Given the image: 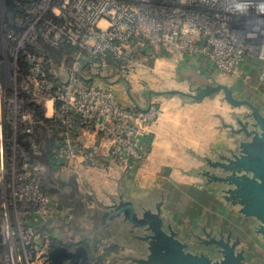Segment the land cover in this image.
Masks as SVG:
<instances>
[{
	"label": "crops",
	"instance_id": "0c3cea01",
	"mask_svg": "<svg viewBox=\"0 0 264 264\" xmlns=\"http://www.w3.org/2000/svg\"><path fill=\"white\" fill-rule=\"evenodd\" d=\"M140 66L132 75L114 68L103 72L95 82L112 89L124 106H156L160 110L157 121L139 134L145 155L139 169L123 172L113 163L100 170L87 168L81 157L55 163L48 156L50 165L57 166L62 190L73 189L69 196L82 197L91 210L97 209L86 230L72 224L70 238L97 242L99 233L100 249H104L107 260L123 255V264H128L127 260H133V264H165L168 260L158 254L153 238V221H158L162 234L177 242L186 256L210 260L214 254L221 257L224 250L212 247L214 239L234 246L233 255L241 256L240 264H264V221L241 214L242 208L237 205L241 201L233 196L236 186L222 181L234 177L235 172L216 169L223 146L228 149L223 151L228 152V161L224 162H234L231 153L233 159L237 115L247 116L249 112L232 106L235 102L227 92L222 103L218 89L210 86L228 80L232 96L257 99L255 103L262 107L264 117V85L258 81L256 70L244 66L239 76L227 79L205 58L167 55L144 59ZM205 87L210 92L204 91ZM242 121L244 125L251 122ZM77 139L101 157L107 156L109 143L102 137L81 130ZM53 184L58 185L56 180ZM59 194L63 195L60 190ZM58 199L60 206L56 209L61 210L69 198L63 195ZM46 222L45 228L51 224L50 220ZM44 235L63 237L59 231ZM200 238H204L197 247L200 252H190V240L199 243Z\"/></svg>",
	"mask_w": 264,
	"mask_h": 264
},
{
	"label": "built area",
	"instance_id": "2783aa9c",
	"mask_svg": "<svg viewBox=\"0 0 264 264\" xmlns=\"http://www.w3.org/2000/svg\"><path fill=\"white\" fill-rule=\"evenodd\" d=\"M23 24L22 34L8 35L28 66L29 83L45 98V115L46 103L52 104L47 120L51 129L59 130L49 154L55 163L81 157L87 168L105 170L114 163L123 172L135 171L145 160L139 134L160 114L156 106H124L112 89L96 85L98 78L88 74L82 52L97 58L100 71L107 73L114 68L131 73L144 59L187 56L205 58L230 77L249 66L264 83V0H30ZM23 38L42 44L47 55H72L73 62L62 70L63 62L55 60L58 73L49 78L35 55L24 48ZM7 99L10 109L12 101ZM4 103L0 99V113ZM2 122L3 118L0 145ZM81 130L109 143L106 157L78 141ZM1 157L0 147V179ZM17 157L24 160L27 155L21 152ZM13 176L18 183L22 174ZM20 185L25 207L0 200V264H47L49 238L44 235L33 242L35 229L28 219L35 215L45 220L53 212L52 202L37 184Z\"/></svg>",
	"mask_w": 264,
	"mask_h": 264
},
{
	"label": "rangeland",
	"instance_id": "374dc122",
	"mask_svg": "<svg viewBox=\"0 0 264 264\" xmlns=\"http://www.w3.org/2000/svg\"><path fill=\"white\" fill-rule=\"evenodd\" d=\"M29 1L30 0L27 1L28 3L26 2L23 4L21 3V0H0V99L2 103L6 102L4 103V106H2L3 112L0 113V119L3 118L2 124L4 127L3 141L0 145L2 155L1 162L3 166V176H1L0 179V200L4 199L8 206L15 205L18 208H23L26 206L27 202L25 200L24 193L21 191V188L18 189V187H21L20 184H28V182L37 184L39 190L47 195L51 200V209H53V212L44 220H50L51 224H49V227L40 229L38 231L33 230V242L38 243V241H40L39 238L43 237L44 234L51 235L54 234V231H59L63 237L51 238L48 240L49 244L51 242L54 244L55 242L56 245H69L70 247H77L79 245L76 244H78L81 238H70L72 224L74 223V225H76L77 228H80L81 230H86V228H88L93 223L92 218L95 214L94 211L97 209L91 210L88 200H82V197L79 199V197L75 195L68 199V201H65L64 204L62 203L64 207L62 208L61 206V210H57L56 206H60V199H58L59 197H57V195L51 194L52 190L57 192L55 184H52L53 186L50 189L47 187L44 188V185L41 184V181L45 178H47L48 181L53 180V182L56 180L57 184H59L58 182L60 181H58L59 176L56 175L57 166H55V168L52 167L47 160L50 152L46 150V145L48 139L52 137V133L50 131L51 129L43 123L36 121L29 108L31 105L37 106L42 112L44 118L47 119L51 118L50 103L47 102L49 110L45 115L43 108L45 98L39 94V92H37V90L29 83L27 79L28 66L24 63V59L21 56L20 51H16L17 45H15L14 42L10 40V36L8 35L11 31L14 32V37H16L18 34H22L24 30L23 27H26L24 26L23 22L25 18V10L29 6ZM17 3H19V5H17ZM11 7L14 8L12 11H10ZM15 9L16 11L14 14H12L13 10ZM15 20L18 22H15ZM23 41L25 44L24 48L28 49L31 54L35 55L40 67L47 73L49 78L54 76V72L58 73L57 68L59 66L55 65V60L59 64L63 62L62 70H66V65L73 62V58H71L72 55H65V52L62 53L64 56L61 54L53 56L47 55L49 50L44 48L42 44H39L38 42L36 45L30 44L27 38H23ZM140 67L141 66H138L135 71L139 70ZM144 69L145 68H143V70ZM135 71L123 74L132 75L133 73L135 74ZM226 78L228 79L230 77L226 76ZM261 84L264 85V83ZM216 85H219L220 88H218ZM210 86H212L215 90L218 89L217 93L220 95L222 103H224V96L227 92L229 93L228 97L235 102V105L231 104L232 106L237 108H245L249 112V115L247 116H244L243 114L237 115L238 125L235 132L237 136L236 155L232 159L231 153V161L234 160L235 162L236 159L238 160L241 157H248L247 150L249 149H262L260 144L264 138V132H262L255 114H258V116H260L263 121L264 117L260 112L262 107L260 104L255 103L257 99L244 100L242 97H239V100L236 99L234 96H232L233 90L231 83L225 79L224 81H218V83L210 84ZM204 91L210 92L207 87L204 88ZM259 94H261V91H259ZM9 95H11V97ZM3 96H5L4 99ZM7 98H10L12 101V103H9L13 105V107L10 109H8L9 106L7 105ZM258 102L262 103L260 99H258ZM246 119H250V125L243 124L244 121L242 120ZM27 144H32L34 147L30 148ZM224 147L225 146L219 149V151L221 150L220 154L222 156H220L221 161L219 160L216 163V169L219 171H225V173L228 171L235 172L230 168L234 162H224L228 161L226 160L228 152L223 154V151H228V149ZM21 152H24L25 155H27L24 160L17 157ZM13 173L22 174V177L18 183L16 182L18 178H15ZM234 174V177L238 179H244L246 177L248 178V175L244 174L243 169H238ZM61 176L64 178L62 174ZM228 179H224L222 181L228 182ZM61 192L64 196H69L71 188L65 189V191L61 190ZM221 194L223 197L224 195L226 196L224 192ZM233 196L234 199H240L241 201V203H237L238 207L242 208L241 214L260 219L258 215H248L245 212L244 208L248 205V201L242 200L235 194H233ZM69 206L71 208H68ZM98 235L100 238H96L97 242H92L91 239L87 240V242L92 246V248L88 250L90 255H95L96 258L100 259L105 251L104 249H100V239H102V234L98 233ZM200 239L201 241L199 243L192 241V239L190 240V252L192 251L194 254H198V252H200L197 250V247L198 245H201L204 238ZM218 242L224 241H217L213 239L211 240L212 247L216 246L219 248L217 244ZM231 247L234 246L231 245ZM1 255L2 254L0 252V257ZM239 257L241 261V256ZM124 258L125 257L123 255L112 256L111 259H108L109 261L105 259L103 263L123 264L126 261ZM113 260L116 261V263ZM127 261L128 262L126 263L133 264V260ZM211 261L214 264H222V262L225 261L224 254H222L221 257H219L218 254H214Z\"/></svg>",
	"mask_w": 264,
	"mask_h": 264
},
{
	"label": "water",
	"instance_id": "95a60500",
	"mask_svg": "<svg viewBox=\"0 0 264 264\" xmlns=\"http://www.w3.org/2000/svg\"><path fill=\"white\" fill-rule=\"evenodd\" d=\"M255 116L264 132V121L258 114ZM260 145L262 149L247 150L248 157L236 159L230 166L231 170L236 172L238 169H243L250 176L244 179L232 177L228 180L236 186L235 195L249 202L244 208L245 212L248 215H258L264 221V138ZM153 224L156 250L158 254L167 258L168 262L165 264H212L211 260L205 256H186L177 242L162 234L158 221H153ZM217 244L224 250L225 261L222 264H240V257H234L232 247L223 242ZM47 259V264H85L88 261V251L82 245L73 249H68L63 245H53Z\"/></svg>",
	"mask_w": 264,
	"mask_h": 264
},
{
	"label": "trees",
	"instance_id": "16d2710c",
	"mask_svg": "<svg viewBox=\"0 0 264 264\" xmlns=\"http://www.w3.org/2000/svg\"><path fill=\"white\" fill-rule=\"evenodd\" d=\"M22 2L21 3H23V4H25L27 1L26 0H21ZM28 3V2H27ZM23 6H25V5H23ZM12 9H14V8H10V11H12ZM16 11V9L15 10H13V12H12V14H14V12ZM63 46V49L66 47V44H63L62 45ZM64 50H62V52H63ZM84 54V55H83ZM81 59H82V61L83 62H85V64H86V69H88V74L90 75V76H92V75H94V76H96V77H99L100 75H102V73L103 72H100V66H99V61H98V59L97 58H94V57H91V56H89V55H87V54H85V53H82V57H81ZM30 111L33 113V115H34V119L36 120V121H38V122H40V123H43L44 125H46V126H50V124H51V121L50 120H47V119H45L44 118V116H43V114H42V112L39 110V108L37 107V106H35V105H31L30 106ZM51 129V128H50ZM49 131V130H48ZM51 131V133H52V137L51 138H49L48 139V141H47V145H46V150H48V152H51L54 148H55V146H56V143H57V141H58V138H59V136H58V133H59V130L58 129H51L50 130ZM49 156V155H48ZM52 162V161H51ZM41 184H43L44 185V188H48V189H50L53 185V183L51 182V181H48L47 180V178H45V179H43L42 181H41ZM55 187H56V189H57V192L56 191H51V194H56L59 198H62L63 197V195L62 196H60V194H59V190L61 191L63 188H64V186L62 185V184H58L57 186L55 185ZM73 187V186H72ZM72 192H74V190L72 189L71 190ZM66 198V197H65ZM68 198L70 199V198H72L71 196H68ZM28 224L32 227V228H34L36 231H38V230H40V229H44L47 225H48V222H46V221H44L42 218H40L39 216H35V215H32V216H30V218L28 219ZM75 230H77L76 229V227H75ZM80 231V230H79ZM49 239H51V238H49ZM93 242H95V241H93ZM53 245H56L55 244V242H54V244L51 242L50 243V246L52 247ZM58 245V244H57ZM76 245H82V246H84L86 249H87V251L90 249V248H92V246L87 242V238H81L80 239V241L78 242V244H76ZM65 247H67L68 249H73V248H75V247H70L69 245H66ZM105 261V258L102 256L100 259L99 258H96V256L95 255H90V253H89V251H88V261L85 263V264H104L103 262Z\"/></svg>",
	"mask_w": 264,
	"mask_h": 264
},
{
	"label": "bare ground",
	"instance_id": "6f19581e",
	"mask_svg": "<svg viewBox=\"0 0 264 264\" xmlns=\"http://www.w3.org/2000/svg\"><path fill=\"white\" fill-rule=\"evenodd\" d=\"M45 108H46V110H47V112H48L49 108H48V106H47V103H46V105H45Z\"/></svg>",
	"mask_w": 264,
	"mask_h": 264
}]
</instances>
